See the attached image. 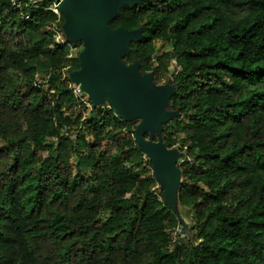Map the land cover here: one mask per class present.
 I'll return each instance as SVG.
<instances>
[{
	"label": "trees",
	"instance_id": "trees-1",
	"mask_svg": "<svg viewBox=\"0 0 264 264\" xmlns=\"http://www.w3.org/2000/svg\"><path fill=\"white\" fill-rule=\"evenodd\" d=\"M107 27L138 34L119 57L134 79L169 75L168 119L141 139L186 159L172 168L190 244L142 175L139 118L107 96L86 116L70 89L84 42L65 16L0 0V264H264V0H132Z\"/></svg>",
	"mask_w": 264,
	"mask_h": 264
},
{
	"label": "water",
	"instance_id": "water-1",
	"mask_svg": "<svg viewBox=\"0 0 264 264\" xmlns=\"http://www.w3.org/2000/svg\"><path fill=\"white\" fill-rule=\"evenodd\" d=\"M131 2L132 0H59L61 14L72 27L70 36L74 40L81 39L86 48L82 58L88 59V69L81 71L78 78L94 80L91 91L95 98L100 100L107 96L111 106L125 119L145 116L137 129V136L144 146L142 135L146 131L158 129V124L167 117L166 114L157 112L164 98L147 95L143 90L146 85L144 79L133 82L137 70L126 69L119 61V57L127 52L126 43L138 34L122 30L113 32L107 27L118 10ZM119 44L122 46L118 47ZM145 149L149 150L150 147Z\"/></svg>",
	"mask_w": 264,
	"mask_h": 264
},
{
	"label": "rangeland",
	"instance_id": "rangeland-1",
	"mask_svg": "<svg viewBox=\"0 0 264 264\" xmlns=\"http://www.w3.org/2000/svg\"><path fill=\"white\" fill-rule=\"evenodd\" d=\"M55 0H45L44 2L46 3V5L54 2ZM43 2V3H44ZM70 34H72V27L70 25ZM122 44H119L118 47H121ZM171 48L170 47H162L160 43H158L155 46V52L157 56H160L162 54H164L165 52L169 51ZM86 51L85 45L84 47L81 49V51H72L71 56L73 57H77L79 58V62L80 65L82 67V71L88 69V59H83L82 58V54ZM78 52V53H77ZM169 65V69L172 71L175 67V62H171ZM80 73L78 74H72L71 78H73V82L72 84H74V86H76L78 89H80L83 93V99L87 102L92 100L94 103H96L97 107H99L100 105V100H97L95 98V96L92 94V86L94 83V80H82L80 78H78ZM46 73L44 70H40L36 73V80L37 81H44L46 79ZM136 79H134L133 82H135ZM169 81V75H162L161 79L159 81V83L157 85H151V84H146L145 87L143 88V90L147 93V95L149 96H157V97H163L164 100L166 99V97L169 95V90L167 87V83ZM90 106H92V104H89V107L87 108V114L86 116H88V114L91 112V108ZM157 112L160 114L161 110H157ZM168 119V116L166 117V119L164 121H166ZM145 120V116H140L139 117V121L137 122V125H141L143 123V121ZM160 124L161 122L158 124V129L154 130V131H150V132H156L159 133L160 131ZM173 125L175 126V122H173ZM178 136L180 138V142L182 141L184 134L183 133H178ZM134 141L136 144V148L137 150L142 153V157H143V161L146 162V160H150L151 165L149 166L148 169H143L141 170L142 175L144 177H146L147 175H153L157 181V192L158 193H166L165 196V200L167 201L166 203H168L170 205V207L172 208V211L177 219V222L179 223L180 228L176 229L174 231H172V237L175 238L176 235L180 234V239L182 244L184 245H189L190 244V240L187 238V232L189 231V229L193 228V218H192V209L187 206L184 205L180 202L179 199V185H180V172L178 170H173L172 167H174L173 163H180L179 161V157L177 156L179 153V150L177 151V148H169L167 147L164 142H160V143H150L149 141H143L144 146H142L137 134L134 136ZM146 147H150V149L154 150L153 152H151L152 154H147L146 152L148 150H146ZM178 152V153H177ZM160 153V154H159ZM159 154V155H158ZM138 155V154H137ZM149 155V156H148ZM168 156V157H167ZM160 157V158H158ZM155 159H158L159 161H154ZM178 163V165H179ZM152 164L153 166H155V168H152ZM156 173V175L154 174ZM159 178H158V176ZM178 226V227H179ZM185 230L184 232L181 230ZM200 232L198 230L195 231V236L196 238L199 237ZM197 244V243H196ZM195 244V245H196Z\"/></svg>",
	"mask_w": 264,
	"mask_h": 264
},
{
	"label": "built area",
	"instance_id": "built-area-1",
	"mask_svg": "<svg viewBox=\"0 0 264 264\" xmlns=\"http://www.w3.org/2000/svg\"><path fill=\"white\" fill-rule=\"evenodd\" d=\"M43 1H45V0H24V1H22V0H10V3H11V5H12V7L14 9L22 10L23 7L34 8L38 4L43 3ZM71 1L76 2L77 0H71ZM47 10L52 11L57 16H60L61 15V10H60L59 0H55L50 5H47ZM30 16H31L30 13L27 12V13H24V14L21 15V19L24 20L25 22H28L29 19H30ZM55 40H56V43H59L60 42V38L58 36L55 38ZM46 83H47V81H37V82L34 83L33 86L35 88H42L43 87V84L45 85ZM70 89L73 91L74 96L77 99H82L83 103L88 108L89 107V104L82 98L83 97L82 91L80 89H78L76 86H74V84H70ZM175 148H177V147H175ZM153 151L154 150L149 149L147 152L148 153H151ZM179 161H180V163L179 162L178 163L180 165V164L185 163L186 159L179 158Z\"/></svg>",
	"mask_w": 264,
	"mask_h": 264
},
{
	"label": "crops",
	"instance_id": "crops-1",
	"mask_svg": "<svg viewBox=\"0 0 264 264\" xmlns=\"http://www.w3.org/2000/svg\"><path fill=\"white\" fill-rule=\"evenodd\" d=\"M168 157V156H167ZM158 158H160V157H158ZM154 161H159L158 159H155ZM158 176V175H157ZM158 178H159V176H158Z\"/></svg>",
	"mask_w": 264,
	"mask_h": 264
}]
</instances>
